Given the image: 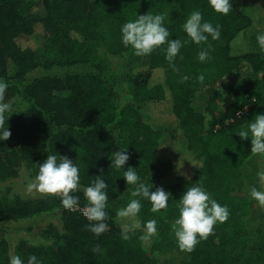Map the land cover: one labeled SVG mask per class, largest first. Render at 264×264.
Listing matches in <instances>:
<instances>
[{"label":"trees","instance_id":"obj_1","mask_svg":"<svg viewBox=\"0 0 264 264\" xmlns=\"http://www.w3.org/2000/svg\"><path fill=\"white\" fill-rule=\"evenodd\" d=\"M164 1L0 0V80L8 84L4 102L20 97L28 103L7 120L11 136L0 141V183L19 177L23 167L36 176L37 165L57 154L77 164L81 189L101 175L108 184V231L99 237L86 230L82 190L70 193L79 197L73 210L63 209L59 196L1 195L0 224L54 220L42 233L50 244L22 242L16 248L24 264L32 255L41 264H160L155 254L171 252L186 256L180 264H264V255H242L252 230L246 222L250 200L240 194L241 168L252 155L250 138L238 135L264 114V52L232 51L233 41L253 20L234 0L228 15L216 13L208 0H172L174 17ZM193 11L201 12L202 22L220 27L219 39L208 40L211 59L197 58L207 44L186 43L174 60L176 72L165 58V44L148 55L147 64L134 67L124 81L128 100H123L109 81L110 60L97 58L96 50L130 52L122 44L121 27L147 13L165 16L169 39L188 40L182 25ZM34 36L44 40L42 48L30 43ZM184 76L188 79L181 82ZM224 82L227 86L220 87ZM166 109L170 122L163 118ZM120 149H127L130 159L116 170L110 159ZM255 156L259 172L264 171V156ZM129 167L141 182L150 180V191L163 188L171 194L158 213L141 200L140 221L157 222V234L149 241L139 238V230L123 240L118 209L111 208L134 190L123 178ZM196 183L229 209V218L217 222L193 252H181L171 225L179 218V199ZM258 187L264 190L260 181ZM130 193L119 209L132 199ZM97 245L101 251L94 253ZM13 249L9 240L0 239V264H9Z\"/></svg>","mask_w":264,"mask_h":264},{"label":"clouds","instance_id":"obj_2","mask_svg":"<svg viewBox=\"0 0 264 264\" xmlns=\"http://www.w3.org/2000/svg\"><path fill=\"white\" fill-rule=\"evenodd\" d=\"M208 3L218 14L228 15L232 11L230 0H208ZM164 20L165 16L162 14L147 13L139 15L134 21L126 22L121 27L122 44L126 48L130 46L133 54L137 57L148 56L166 44L165 58L176 72H179V69L174 60L186 43L207 44V48H202L199 51L197 58L200 62L211 59L209 50L212 46L208 40L209 37L213 41L219 39V25L214 27L209 22H202L201 12L193 11L182 25V29L188 37V40L182 42L180 39H169L170 32L164 26ZM256 39L260 50L264 52V34L257 35ZM180 58L183 59V57ZM187 79L188 77L184 76L181 82ZM198 80L203 82L204 76L200 75ZM7 88L8 84L0 80V141H6L11 136L7 126L9 116L6 114L12 111V105L4 102ZM238 135L241 140L250 138L252 156H264V114L256 115L250 123L248 122L246 128H242L238 132ZM129 159L127 149H120L112 154L110 167L116 170L123 169ZM37 167L38 174L27 185L29 193L35 191L47 196H59L62 208L73 210L79 206V197L70 195V193L82 190L84 199L87 201L86 206L82 209L83 216L89 222L86 230L96 237L108 231L106 223L109 219L106 211L109 199L106 191L108 184L102 175L93 178L89 186L81 189L79 167L68 157L48 154L47 159ZM123 178L128 186H134V190L130 193L132 199L127 206L116 211L117 222L121 224V238L126 241L130 238V234L139 230L142 232L139 238L142 241H149L157 234V222L154 219L146 223L140 221L138 214L142 208L141 200H147L152 206L151 212L158 213L167 208L171 194L163 188L150 191L153 186L149 187L141 182L136 169L132 167L123 172ZM258 178L261 188L264 189V171L258 173ZM250 196L260 206H264V190L252 187ZM121 198L123 197L121 196ZM177 207L179 218L174 220L171 229L181 252H193L201 240H206L213 234L217 222L223 223L229 218V209L212 199L200 183L187 188L179 199ZM100 251L99 245L93 249L94 253ZM9 264H24V261L20 256L13 254L9 258ZM27 264H41V261L32 255L28 257Z\"/></svg>","mask_w":264,"mask_h":264},{"label":"rangeland","instance_id":"obj_3","mask_svg":"<svg viewBox=\"0 0 264 264\" xmlns=\"http://www.w3.org/2000/svg\"><path fill=\"white\" fill-rule=\"evenodd\" d=\"M237 5L247 14L252 20L253 24L250 28L243 31L232 44V51L234 55H241L248 52L260 51L257 35L264 34V0H234ZM164 7L170 17L176 16L175 4L172 0H165ZM35 43L38 47H43L44 40L39 36H34L30 43ZM96 57H106L110 60L113 73L109 77V81L115 86V88L121 94L123 100H128V94L124 88V81L131 77L134 67L139 65H145L149 62L148 56L137 57L133 54V50L124 55H112L107 53L103 48L96 50ZM258 84L262 83L261 76L256 77ZM230 82V81H228ZM228 82H224L220 87L227 86ZM12 105V111L6 115L11 117L13 114L25 110L28 107V103L20 97H14L5 101ZM166 120L171 121V115L165 111L164 117ZM244 176L243 186L240 194L249 198L251 209L246 216V222L252 234L246 242V247L242 251V255H264V209L258 204L257 201L251 198L250 190L252 187H256L259 190L258 173L259 164L256 156H252L241 168ZM31 171L27 167H23L19 177L10 179L8 181L0 183V196L1 195H19L23 198H39L46 197L47 195L40 194L38 192L27 191V185L34 179ZM150 182V180H148ZM148 181L145 184H148ZM130 190H128L123 198L116 202L111 208L113 210L119 209L121 203L128 197ZM54 220L48 217H40L32 220L31 222H8L0 224V239H7L10 241L12 247L11 255H17V247L22 242H28L35 245L50 244L51 240H48L43 236V230L48 226L49 222ZM31 227L32 230L28 231L27 228ZM155 259L160 264H180L186 256L177 252H171L167 254H155Z\"/></svg>","mask_w":264,"mask_h":264}]
</instances>
